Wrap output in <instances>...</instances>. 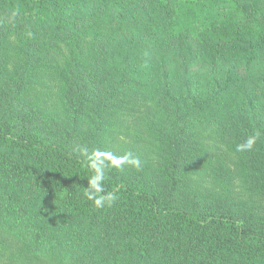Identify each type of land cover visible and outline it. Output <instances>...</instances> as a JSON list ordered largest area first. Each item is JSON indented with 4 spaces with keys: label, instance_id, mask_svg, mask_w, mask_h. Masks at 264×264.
Returning a JSON list of instances; mask_svg holds the SVG:
<instances>
[{
    "label": "trees",
    "instance_id": "16d2710c",
    "mask_svg": "<svg viewBox=\"0 0 264 264\" xmlns=\"http://www.w3.org/2000/svg\"><path fill=\"white\" fill-rule=\"evenodd\" d=\"M88 31L89 58L71 52L60 86L64 119L47 113L30 97L50 61L29 33ZM137 97L158 109L159 168L103 148ZM199 121L219 126L264 194V0H0V229L19 257L264 264V217L190 185Z\"/></svg>",
    "mask_w": 264,
    "mask_h": 264
},
{
    "label": "rangeland",
    "instance_id": "374dc122",
    "mask_svg": "<svg viewBox=\"0 0 264 264\" xmlns=\"http://www.w3.org/2000/svg\"><path fill=\"white\" fill-rule=\"evenodd\" d=\"M102 31H107L103 27ZM99 27V28H100ZM95 31L81 34L75 38L59 39L52 35L29 33L40 41L41 53L50 61V64L35 73V83L31 90V101L38 106L45 108L47 113H54L64 119V112L61 109V84L66 74L70 53L79 45L85 47L84 52L88 53V46L92 37L96 36ZM12 36V35H11ZM10 36V37H11ZM9 46L16 50L20 42L14 36ZM11 55L14 56L13 52ZM13 73V65L4 75ZM126 111H120L115 116L112 129L108 131L103 140V148L113 156L131 161H146L153 167L159 168L162 160L158 152L155 133L149 131L148 126L156 125L158 109L153 101L137 97ZM40 107V106H39ZM154 126V125H153ZM199 131L200 142L203 145L204 163L200 171L192 173L189 177L190 185L203 196L222 197L226 196L236 203L247 207L255 215L264 217V194L256 192L247 186L245 172L239 161L237 151L231 147L224 138H221L219 126L199 121L196 125ZM218 169L227 172L224 183L217 176ZM19 243L0 229V264H66L57 259L49 257H27L18 256Z\"/></svg>",
    "mask_w": 264,
    "mask_h": 264
},
{
    "label": "clouds",
    "instance_id": "9594fccd",
    "mask_svg": "<svg viewBox=\"0 0 264 264\" xmlns=\"http://www.w3.org/2000/svg\"><path fill=\"white\" fill-rule=\"evenodd\" d=\"M15 15H16V13H15V12H13V13H12V17L14 18V17H15Z\"/></svg>",
    "mask_w": 264,
    "mask_h": 264
}]
</instances>
